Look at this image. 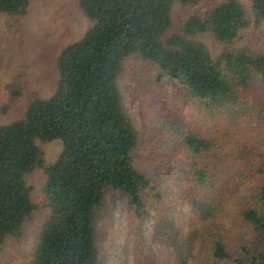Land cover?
Here are the masks:
<instances>
[{
	"label": "trees",
	"instance_id": "1",
	"mask_svg": "<svg viewBox=\"0 0 264 264\" xmlns=\"http://www.w3.org/2000/svg\"><path fill=\"white\" fill-rule=\"evenodd\" d=\"M249 1L255 20L264 22V0ZM78 2L95 25L60 53L54 94L33 99L20 120L0 126V249L22 235L37 208L27 177L44 165L39 143L59 140L58 159L44 165L49 216L39 229L35 264H100L96 217L108 189L129 198L140 226L148 207L157 210L154 237L175 264H190L199 250L202 264H264V52L234 47L249 26L243 4L225 0L164 37L174 26V7L194 0ZM30 3L0 0V14L26 17ZM204 33L224 46L219 56L191 38ZM133 56L177 80L207 119L229 126L218 136H203L176 120L174 135L186 159L171 167L155 163L156 179L167 174L190 207L195 225L187 230L177 224V204L135 163L139 140L121 86ZM250 90L260 93L259 100L248 99ZM253 119L254 137L243 125ZM232 214L245 226L238 241L221 232Z\"/></svg>",
	"mask_w": 264,
	"mask_h": 264
},
{
	"label": "rangeland",
	"instance_id": "2",
	"mask_svg": "<svg viewBox=\"0 0 264 264\" xmlns=\"http://www.w3.org/2000/svg\"><path fill=\"white\" fill-rule=\"evenodd\" d=\"M224 1L194 0L190 6L177 4L173 10L174 26L164 37L180 33L190 16L206 15ZM240 2L246 10L249 26L241 32L234 47L255 53L264 52V22L255 20L249 0ZM94 25L95 21L80 9L78 0H31L26 17L0 14V126L20 120L33 99H48L54 94L60 53L82 39ZM191 38L204 43L213 57L224 50L212 33ZM121 86L139 140L134 153L135 163L142 174L155 181V187L162 195L165 194L174 206L177 204L174 214L177 224L187 230L195 225L190 207L179 198V189L171 184L167 174L156 179L155 163L163 161L166 167H171V162L186 159L181 140L174 135L179 126H176V120L203 136H218L229 126L217 125L207 119L186 98V92L177 80L137 56L127 60ZM257 93L250 90L248 99L259 100ZM243 125L249 135L258 130L254 119ZM255 134L256 131L252 137ZM252 137L249 136V139ZM39 145L45 166L54 163L62 151L59 140L45 144L40 142ZM44 165L27 177L32 188V201L37 208L24 224L22 235L8 238L0 249V264H35L39 229L49 216L43 195L46 182ZM134 211L125 195L113 189L106 191L105 204L96 217L100 264H138V259L150 264H175L171 251L155 240L157 210L146 209L149 216L143 226L139 225ZM241 224L233 214L230 215L221 224L223 237L238 241V236L245 233V226ZM201 256L200 250L197 251L190 264H202Z\"/></svg>",
	"mask_w": 264,
	"mask_h": 264
}]
</instances>
